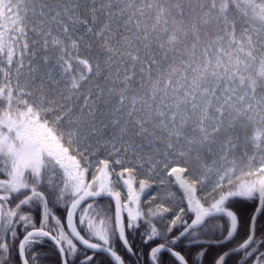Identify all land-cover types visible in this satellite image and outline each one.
Segmentation results:
<instances>
[{
    "label": "snow or ice",
    "instance_id": "snow-or-ice-1",
    "mask_svg": "<svg viewBox=\"0 0 264 264\" xmlns=\"http://www.w3.org/2000/svg\"><path fill=\"white\" fill-rule=\"evenodd\" d=\"M152 177L185 202L163 232L174 202L139 207ZM246 200L245 237L214 264H264V0H0V264L17 242L22 264H40L44 240L62 264L80 246V264H126L113 241L135 254L141 223L145 244L162 241L151 264H198L237 235ZM182 240L200 246L191 262Z\"/></svg>",
    "mask_w": 264,
    "mask_h": 264
},
{
    "label": "trees",
    "instance_id": "trees-1",
    "mask_svg": "<svg viewBox=\"0 0 264 264\" xmlns=\"http://www.w3.org/2000/svg\"><path fill=\"white\" fill-rule=\"evenodd\" d=\"M49 176L54 181L57 179L56 176L53 174H49ZM173 189L179 196V201H178L179 205L174 204L173 205L174 209L177 206H185V202L182 199L181 190L177 186H174ZM197 195L199 196L198 198H201L203 202L204 193L199 190ZM46 196H48L49 198L50 207H51L52 206L51 196L49 195L48 192H46ZM144 200H145L144 198L141 199L140 201L141 207L140 206L139 207H140V210L145 213L147 208L150 207L152 204L148 203V205L143 204L142 206V203ZM156 202H158V199L156 200ZM156 202L154 201L155 204ZM101 203L111 204L112 202L102 200ZM257 207H258V201H247V200L242 201L240 203L239 213H238L239 215H241V227H239L237 235L234 237V239L231 242L227 244L209 246L206 255L198 261V264H214V261L218 259L219 255L222 254L225 250L233 248L235 245H237L238 242H242L246 234V227L244 226V221H246L247 218L250 217L251 214L255 212ZM52 211L56 217L60 218L63 221L65 212L62 208L53 207ZM24 212L25 214L32 215L35 221L37 222V226H39V222L41 219V209L39 207H34L31 210V212L25 209ZM174 214H175V210L171 212V218L174 217ZM145 218L147 217L145 216ZM257 222L260 225H264V217L260 216ZM125 223L127 225V219L125 220ZM220 223L224 225V230L226 234V231L228 230V227H229L227 220H225L224 218H220ZM156 227L161 232H163L164 229H166L165 226H162V227L156 226ZM65 230L69 231L66 225H65ZM17 231L19 233V236L17 237V241H18L19 239H22V236L24 233H23L22 228H18ZM126 231H127V227H126ZM176 231L177 230L174 229L172 234L175 235ZM144 232H145V229L143 227V223H141V227L138 230L128 232V240L131 246L133 247V249L135 250V254L128 253V251L123 247V245L118 239L113 241L114 249L117 250V253L121 255L123 259H125L126 264H151L149 260L150 249L158 245L162 241L159 238H157L145 244L142 239ZM259 234L260 232L258 230L257 235ZM213 235L219 236V233H215ZM199 248H200L199 245H191V243H189L187 240H182L175 246L174 249L176 251H180L181 254L185 255L186 259H188L191 262L194 259H196L195 254L197 253ZM81 250H82L81 255L76 258L75 264H80L81 256L84 254L83 248H81ZM35 252L38 253L40 256V264H62V260H61V257L57 249L55 248L53 243H51L49 240H44L43 242L38 243L35 246ZM87 253L91 254L90 251H87ZM9 259L11 260V264H21L19 255H18V242L13 243L10 246ZM227 259H228V264H237V261L241 259V254L238 253V254L231 255ZM101 261H102V264H110V262H112V258L108 254L98 253V264H100ZM161 261H162V264H178V262L167 253H162ZM112 264H114V262H112Z\"/></svg>",
    "mask_w": 264,
    "mask_h": 264
},
{
    "label": "rangeland",
    "instance_id": "rangeland-1",
    "mask_svg": "<svg viewBox=\"0 0 264 264\" xmlns=\"http://www.w3.org/2000/svg\"><path fill=\"white\" fill-rule=\"evenodd\" d=\"M241 147L243 148V140H241ZM143 178L144 177H142V176H137L136 185H135V187H136L137 190H139V180L140 179H143ZM161 178H163V176H161ZM89 179H90V176H89ZM155 179H156L155 177H152L150 179V185H151V187L149 189H147L145 191V193L141 196V199L142 198L145 199L143 201V203H142V206H143V204H147V205H148V203H151L152 204L150 207L147 208V210L145 212V216L146 217H147V214H148V212L150 210H152V211H159L160 210L159 209V204L160 203H165V205L167 206V204H170V203H173L174 202V204H178L179 205V202H178L179 201V196L177 195V193L173 189V187L176 186V185H174L173 183H169V182H166L163 185H160L158 182L153 183L152 181L155 180ZM114 190L121 192V200H122V203L125 202L124 192L119 187V185H116L115 188H114ZM198 191H199V186H197V193H198ZM197 193H196V195H197ZM197 197H199V196L197 195ZM156 198L158 199V202H156V200H157ZM154 201L156 202V204L154 203ZM139 206L141 207V202H140V205ZM205 206H207V205H205ZM171 212L165 214V217L166 218L163 219V220H159L157 218V220L154 221L155 226H158V227L165 226L167 228L169 226V220L172 219L171 218Z\"/></svg>",
    "mask_w": 264,
    "mask_h": 264
},
{
    "label": "water",
    "instance_id": "water-1",
    "mask_svg": "<svg viewBox=\"0 0 264 264\" xmlns=\"http://www.w3.org/2000/svg\"><path fill=\"white\" fill-rule=\"evenodd\" d=\"M260 216H258L257 217V220H258V218H259ZM239 229V228H238ZM234 239V238H233ZM50 241V240H49ZM232 241V240H231ZM231 241H229V242H231ZM51 242V241H50ZM229 242H227V243H229ZM52 243V242H51ZM226 243V244H227ZM191 245H196V244H191ZM224 245V244H223ZM211 246H213V245H211ZM81 248H83V246H80ZM175 250V249H174ZM58 251V250H57ZM87 251H90V252H92V250H87ZM59 253V252H58ZM102 254H107V253H104V252H101ZM163 253H167V252H163ZM167 254H169V253H167ZM234 254H238V253H232V255H234ZM60 255V254H59ZM170 255V254H169ZM171 256V255H170ZM60 257H61V255H60ZM172 257V256H171ZM174 258V257H173ZM19 259H20V263L22 264V258L21 257H19ZM175 259V258H174ZM227 259V258H226ZM61 260H62V258H61ZM149 260H150V257H149ZM150 263H151V261H150Z\"/></svg>",
    "mask_w": 264,
    "mask_h": 264
}]
</instances>
